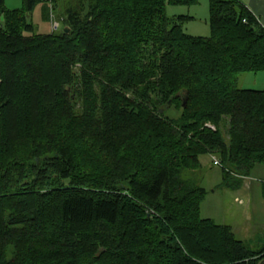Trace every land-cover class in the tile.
<instances>
[{"label":"trees","instance_id":"16d2710c","mask_svg":"<svg viewBox=\"0 0 264 264\" xmlns=\"http://www.w3.org/2000/svg\"><path fill=\"white\" fill-rule=\"evenodd\" d=\"M24 1L0 0V264H264L182 175L209 155L235 190L264 167V91L237 87L264 72L249 9L210 0L195 38L167 8L199 0H81L35 35L57 0Z\"/></svg>","mask_w":264,"mask_h":264},{"label":"rangeland","instance_id":"374dc122","mask_svg":"<svg viewBox=\"0 0 264 264\" xmlns=\"http://www.w3.org/2000/svg\"><path fill=\"white\" fill-rule=\"evenodd\" d=\"M81 0H57L55 12H51V3L45 2L36 6L28 18L35 35L52 33V21L64 27L65 11ZM87 3V0H83ZM252 0H240L248 6ZM8 12L22 11L24 0H4ZM52 13V15H51ZM29 16V15H28ZM167 16L172 19L189 17L183 25L185 34L191 37L208 38L211 36L210 0H199L195 6H175L167 8ZM5 18L0 19L4 25ZM60 28V30H61ZM29 35L32 33H28ZM238 89L264 91V72L241 74L237 80ZM69 88H67V91ZM169 116H177L174 111ZM201 168L196 171L183 172V178L207 191L201 208V217L209 219L220 226L230 227L235 237L252 251L264 248V167L254 169L250 177L242 178L243 182L252 185L249 191L244 190L243 183L238 189L223 186L224 172L222 167L214 166V157L206 155L200 158ZM238 190L239 193L237 192ZM237 192V193H236ZM241 201V203H240Z\"/></svg>","mask_w":264,"mask_h":264},{"label":"crops","instance_id":"0c3cea01","mask_svg":"<svg viewBox=\"0 0 264 264\" xmlns=\"http://www.w3.org/2000/svg\"><path fill=\"white\" fill-rule=\"evenodd\" d=\"M246 7L258 19L260 24L264 26V0H252ZM243 186L245 191H249L252 189V185L247 182H243ZM239 191L240 190H238L237 192L239 193Z\"/></svg>","mask_w":264,"mask_h":264},{"label":"built area","instance_id":"2783aa9c","mask_svg":"<svg viewBox=\"0 0 264 264\" xmlns=\"http://www.w3.org/2000/svg\"><path fill=\"white\" fill-rule=\"evenodd\" d=\"M60 30V24L52 21V32H58ZM214 166H221L220 162L214 158Z\"/></svg>","mask_w":264,"mask_h":264},{"label":"water","instance_id":"95a60500","mask_svg":"<svg viewBox=\"0 0 264 264\" xmlns=\"http://www.w3.org/2000/svg\"><path fill=\"white\" fill-rule=\"evenodd\" d=\"M65 33L66 34H69L70 33L69 30H68V28H65ZM184 106H186V103H184ZM101 253L102 252H100L97 256L99 257L101 255Z\"/></svg>","mask_w":264,"mask_h":264}]
</instances>
